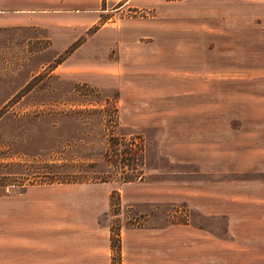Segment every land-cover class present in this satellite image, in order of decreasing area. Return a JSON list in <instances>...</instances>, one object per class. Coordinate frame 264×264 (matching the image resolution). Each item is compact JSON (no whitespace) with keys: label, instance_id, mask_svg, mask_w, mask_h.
Returning a JSON list of instances; mask_svg holds the SVG:
<instances>
[{"label":"rangeland","instance_id":"374dc122","mask_svg":"<svg viewBox=\"0 0 264 264\" xmlns=\"http://www.w3.org/2000/svg\"><path fill=\"white\" fill-rule=\"evenodd\" d=\"M101 6L94 38L96 25L70 42L0 25L8 264H257L255 243L232 248L211 194L215 184L264 176L250 165L264 159V0ZM111 131L140 143L141 165L122 168H135V179L35 183L46 163L62 176L121 171L103 158ZM251 213L231 231L255 232Z\"/></svg>","mask_w":264,"mask_h":264},{"label":"crops","instance_id":"0c3cea01","mask_svg":"<svg viewBox=\"0 0 264 264\" xmlns=\"http://www.w3.org/2000/svg\"><path fill=\"white\" fill-rule=\"evenodd\" d=\"M101 3L102 0H0V25L38 26L45 31L50 42H70L77 34L97 24L103 16ZM102 28L103 25H96L91 37L98 36ZM193 74L195 81V68ZM257 134V137H261L264 131L258 130ZM261 144L262 141L258 140V147ZM250 165H256L257 171L264 174V159L259 158L255 164ZM249 169V166L243 165L238 168L241 170L239 172H247ZM214 186L216 191L211 196L216 198L217 206L225 214L226 232L232 236V248H250L249 244L255 243L257 264H264V176L240 182H223L220 188L216 184ZM252 210L256 213L255 232L231 231L230 226L244 224L248 218L247 213L252 214ZM4 241V251L2 247L0 250V264H8L7 236Z\"/></svg>","mask_w":264,"mask_h":264},{"label":"trees","instance_id":"16d2710c","mask_svg":"<svg viewBox=\"0 0 264 264\" xmlns=\"http://www.w3.org/2000/svg\"><path fill=\"white\" fill-rule=\"evenodd\" d=\"M105 109H100V112H103ZM113 112H115V109H112ZM115 116V115H114ZM105 146L103 147V158L104 160L110 165L114 166L117 169H122L124 166H129V162H132L134 165H141L142 163V148L139 143V146L137 143H128L125 141L123 136L115 135L112 131L109 135L103 138ZM126 160V161H125ZM16 165V164H15ZM54 168H57L50 164H44L40 166V170H34L32 172V177L35 179V183L39 184H50L53 182H69V183H78L90 180H100V181H106L107 179L115 178V174H119L118 178L121 182H127L132 181L135 179V173H133L136 169L135 168H129L128 171L129 174L122 169L114 170V173H107L108 175H105L104 177L97 178V177H90L88 178V175H79L75 172H71L66 175H60L57 173V171H53ZM111 175V176H110ZM21 175L16 173V178L13 179L14 182L9 183V185H12L13 187L16 186V182L21 181L22 178H20ZM103 178V179H102ZM20 184V183H19ZM32 184V183H29Z\"/></svg>","mask_w":264,"mask_h":264}]
</instances>
